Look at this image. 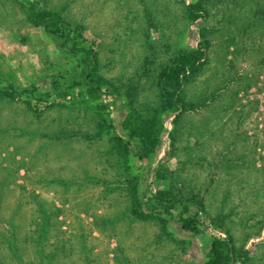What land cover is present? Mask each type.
<instances>
[{
	"label": "rangeland",
	"instance_id": "obj_1",
	"mask_svg": "<svg viewBox=\"0 0 264 264\" xmlns=\"http://www.w3.org/2000/svg\"><path fill=\"white\" fill-rule=\"evenodd\" d=\"M196 1L0 0V264H205L215 236L229 241L226 264H264V0H203L192 20ZM30 3L95 42L116 88L109 109L73 97L84 89L74 35L32 25ZM201 46L176 122L161 76ZM131 109L160 117L151 158L136 141L119 151ZM134 184L147 220L133 214ZM158 190L189 211L165 213ZM195 214L199 234L181 225Z\"/></svg>",
	"mask_w": 264,
	"mask_h": 264
},
{
	"label": "trees",
	"instance_id": "obj_2",
	"mask_svg": "<svg viewBox=\"0 0 264 264\" xmlns=\"http://www.w3.org/2000/svg\"><path fill=\"white\" fill-rule=\"evenodd\" d=\"M20 1V0H19ZM28 21L34 26H46L52 30L74 35V51L77 54H82V74L84 89L78 94L75 99L82 98L85 100L98 101L97 108L100 110L109 109L110 104L102 101L103 96L107 91H114L115 85L99 74V59L96 44L90 41L84 34L81 26L72 27L64 17L60 10H40L34 3L28 6ZM203 0H198L189 6V16L192 20H197L202 16ZM208 42L205 41V45ZM202 45V44H201ZM201 46L191 53L179 55L174 64L166 69L161 76V87L163 90L164 110L172 109L177 112V119L181 114L189 111L188 104L182 94L185 83L188 79L195 75L205 64V48ZM5 95L13 100L24 101L29 107L31 102L22 99L21 94L11 86H7ZM194 108V106H192ZM123 130L127 134L126 142L119 143V151L126 144L136 141L139 143L138 158H151L156 152L160 143L161 120L155 116L149 122L143 121L137 117L134 110H130L123 121ZM131 197L133 201V214L139 220H147L152 216L151 211H144L143 203L138 194L136 184L131 189ZM154 200L165 213H171L173 210L183 207L185 212H188V206H183L182 201L178 200L170 191L158 190L154 194ZM204 209V203H200ZM182 228L194 234H199L204 231V222L200 220L199 214L193 216L182 217ZM229 241L226 238L215 236L211 243L210 252L207 256L205 264H226L228 260Z\"/></svg>",
	"mask_w": 264,
	"mask_h": 264
}]
</instances>
